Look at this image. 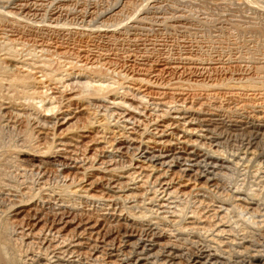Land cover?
I'll return each instance as SVG.
<instances>
[{
  "label": "rangeland",
  "instance_id": "1",
  "mask_svg": "<svg viewBox=\"0 0 264 264\" xmlns=\"http://www.w3.org/2000/svg\"><path fill=\"white\" fill-rule=\"evenodd\" d=\"M247 1L248 2H246V0H15L10 2L9 0L7 2V0H5L4 3L2 0H0V10H8V12H12V14L9 15L10 18H4L3 20H0L2 21L0 22V77L4 76L6 78L8 75L18 76V74H25L26 72L23 71L24 68H20V62L14 61L13 59L25 55L28 56V54H30V57L35 56L34 54H36V56H41L39 59L42 58L50 61V69L53 68L54 70H56V72H63L62 66L63 70H65L64 65L65 68H68V66H70V63L74 64V62L75 64L83 63L85 66L88 65V67H91V64L92 66L94 65L96 66V68H98V65L99 69L97 70L100 71L102 69L100 73L105 71L104 74L106 75V78L108 77L107 80H109L107 82H116L117 84L114 85H116L117 87L119 86L118 91L122 93L120 95L124 94L128 101H131V98H134L136 102H133L132 100V103L137 105L139 109H142L140 106L142 104H144L145 106H149L148 108L155 107L156 111H154V113H156V116L159 114L164 115V112L168 110V113L170 112V114H168L169 116L174 114L182 117H180L179 119L180 122L178 124L180 125H183V122L194 119L193 122H195V124L198 123L197 125H200V129H208L206 130V132H199V134L206 136L208 135L207 137L209 139L206 136L205 138L207 139H205L203 136L198 137L197 141H200L198 143L199 145H197L198 147L194 146L195 148L192 147L190 148V150H180L179 148L182 147V144L179 143V138L183 133L177 134L180 135L178 139H176L178 136L175 135L171 143L174 144L175 142L178 148L175 146V144H171V146L164 148L163 150L166 149L168 154H172L176 151H185V153L187 154L184 153L183 155H185L186 158L188 154H191L188 155V162L181 160V163L179 158L175 163H173L172 167L176 169H183L185 167L187 170H189L188 174H190V172L193 174V170H195V167H190L187 165H189L190 163H194V160L197 157L199 159L203 156L208 155V157L217 156L218 158L220 155L219 159L223 162H218L219 164L217 163V171L215 170L216 175L213 176L214 183L211 182L214 185H211L210 183L206 188L204 187L205 189L202 188L200 190L193 191L192 195H190L191 197H185L179 194L180 198H178L179 196L177 194L178 197L174 196L171 197L172 199L170 198L169 202H171L170 204L172 205H169L175 206L177 203V205H179V207H177L178 209L185 208L187 216L190 214L189 211H195V208L198 207L196 210L198 214L203 212L202 215L204 216L209 212L211 217L212 210H217L220 206H223V209L220 207V210H224L226 207H228V204L226 203L229 202L226 201L223 203L222 200L224 199L220 196L235 192L237 189L241 188L239 191L243 193L247 191V193H250V190H252L253 188L252 191L257 190L259 194L261 193L264 198V0H257L258 2L254 1V4L251 2L254 6L250 4L249 0ZM255 2H257L258 4L256 3L257 5H255ZM24 4L26 6H23ZM1 11L0 13H2ZM52 17L55 19H53ZM2 31L5 35L2 34ZM31 52H33L32 55ZM39 52L40 55H37L39 54ZM13 54H15V57ZM26 61H28V63H33L34 60ZM66 63L68 64V66ZM73 64L71 66H73ZM71 66L67 71L71 70ZM38 75L40 74L36 73L34 76L36 77ZM136 78H145V81L149 82L143 81V84L142 82L137 81ZM67 80L66 82H69V80ZM31 84L32 85H30L27 91H32L33 93L34 91L37 92V95L35 93L33 94L36 95L34 96L35 100H32L35 101L34 103L36 106V110H29L30 112L32 111L34 113L33 115H35V113L37 115H39L40 113H46L48 118L46 119L47 121H50L48 122L49 125L52 122L56 121L55 118H52L53 113H56V116H58V124H60L61 121H64L63 117L68 118L67 120L69 122L61 125L56 131L57 133L61 130L64 131L65 128L70 124L72 126L76 123V125L81 126L83 125V123H85L86 115L85 113H83L84 111L81 110V103L77 100H68L69 97L72 96V93L70 92H74L72 89L63 91V87L60 83H52L49 85H46L48 83H34V85L33 83ZM45 85L47 86V89ZM5 86L6 84L4 85L3 83V86H1L0 88L2 91H0V107L2 106V111L0 109V162L2 161L3 163H5L8 160L10 163L8 165L10 167L8 168L13 170V168L15 167L13 172L15 173V171H17L14 178V175H12V170L10 171V169H8V172L6 170L7 168H3L5 169V171H7L5 172L3 170V172L7 174V177L5 179H11V177L14 178H12L11 181L9 179L10 184L8 186L5 185L6 188L5 186L0 184L2 186L0 187L2 189L4 188L3 192L0 189V200L2 199L3 201L4 199H7V196L9 199H12V197L14 196V199H19L21 197L19 193L23 191V188H25L26 186L32 187V185L34 184L35 185L32 188H35L40 181L44 180L48 183V181L52 180L49 183L51 184L53 182V184H47V186H49L50 188L51 186H55L54 183L59 182L58 184H61V182L63 181L62 174H58L55 171H53L55 173L51 171L49 172V174L45 172L44 177L48 174L49 176L47 177H50L51 180H49L48 178V180L46 178V180L44 178L42 179L40 178V171H36L34 168H30L32 166L29 165L30 163L27 162V160L23 161L24 158H27V156H24V158H16L17 156L16 154H14V146L19 145V143L20 145H24L21 143V140L24 139L22 138L23 134L28 135L29 133L32 134L33 132H35V135H31L30 140L31 143L34 141L36 142V138L35 140L34 138L32 140V137H36V132L39 127H37V124L33 118L30 119L32 121L28 120V123L26 121V118L16 116V113H20L22 109L26 108L25 106L29 105V100L27 99L28 95L24 96V94L22 93L17 94L16 91H18L20 88H18V90L14 88L15 91H13V87L7 89L6 87H9V85H7L6 87ZM44 95H46V97ZM12 96L15 98H13ZM39 96H44V101L38 102L40 99ZM13 103L17 104V106L13 105ZM22 104H24V106ZM67 105L69 106V108ZM50 106H54L52 112H46L42 110ZM18 108L19 110H17ZM175 109L178 110V112H176ZM147 110L151 111V109ZM3 112L7 113L4 114ZM13 112H16L15 115ZM12 113L13 115H11ZM164 120H166L165 115L161 118V120H159L158 118L157 123H163L162 121ZM158 127L161 128L160 126ZM26 130L28 133L25 132ZM28 130L33 131L29 132ZM89 131H85L82 133L80 132L81 134H83L82 136L86 137H83V139L80 138L82 139V142L79 144H90L91 146L89 145L88 149L90 150V152H92L91 147H94L96 145L102 146L103 144H97L96 136L99 135H95V132L93 130ZM26 135H24V137ZM69 135L71 134H68L67 136L69 137ZM11 148L13 149V151ZM158 149L159 148H156V150ZM172 149L174 152L172 151ZM127 154H132V151H129V153ZM13 156H15L16 160ZM14 160H18L16 162L18 165L14 163ZM21 160L26 166L22 163ZM3 163H0V168L2 166L1 164ZM19 163H22L21 166L26 167L27 169L24 168L23 170L22 167V169H18L17 167L20 166ZM179 163H181L182 166H178L180 165ZM14 164H16L17 166H14ZM221 164H224L223 168L220 167L222 166ZM199 169L203 170V168ZM22 171L23 173L26 171L25 175H23ZM33 171L37 172V176L39 178L36 176V174L35 176L33 175L34 173H36ZM168 172V174L172 176L173 171ZM31 173L33 176L31 175ZM51 173H53V175H51ZM9 174H11L12 176ZM224 174L232 175L233 179L229 181L225 176H223ZM180 175L181 174H179L178 172L175 174L174 177H178V179H175L176 182H180L187 177L182 176V174V178L180 179ZM28 176H32L33 178H35L33 180L32 177L30 179ZM51 176H53V179L51 178ZM57 176H59V181ZM16 178H21V180L17 179L19 181H15ZM26 178H28L30 182L26 181ZM24 179L28 183H26ZM22 180L23 183L25 182L24 184L21 182ZM60 180L62 181L60 182ZM257 181H260L261 183L257 185ZM31 183L33 184L31 185ZM63 183L64 182H62V184ZM11 185H15L12 186L13 189L15 188V190H13L12 187L9 188ZM20 185L21 187L24 185L25 186L21 188ZM18 187L20 191L18 190ZM5 190H8L9 193L11 192L12 195L8 194V192H5ZM1 193H4V195H2ZM14 193L17 194L14 195ZM3 196L6 198H4ZM218 196L220 198H218ZM176 197L178 200H176ZM104 198L110 199L107 196H105ZM14 199L10 200V202L14 201ZM91 202L88 200H83L79 205V207L83 208L84 213L82 212V215L79 216V219L82 222L80 223L81 227L79 228L77 233L83 232L82 229L84 228V226L88 228V225L96 223L97 225H95L92 231L86 230L83 232V236L81 234L79 235H81L83 240L86 242L90 241L92 244L97 243L96 250L99 251L100 249L102 252L109 251L110 253L114 254L115 257H112V259H114L113 264L122 263L124 260L126 261H124L123 264H131L134 262V264H137V261H139L140 258H142V260L139 261V264H152V261H154L155 258L147 256H149L150 253L152 254L154 250H157L159 246L156 244L155 249L149 250L147 252L148 255L147 253L143 255L140 254L141 247H146L147 249H149V247L151 246L149 244L161 242L162 245L165 243L167 244L168 241L170 245L166 246L165 251H162L159 254V260L156 261V264H171L173 262H175L176 264L177 261L178 263L185 264L188 260L187 255H189V253L191 254V252H193L192 254H195L202 251L214 253L216 249H212L215 248H213V246H215L214 243H216V241L213 242V239L219 238L218 240L224 241L227 237L230 236L221 233V235L217 237L215 235V233H217V230L215 232L211 230L212 228H209V226L207 230H187L188 232L184 231L182 233L176 230L173 226L174 222L170 221L171 219H177L171 215L173 213H171L170 210L173 211V209H164V211L163 209H159L157 206V212L158 209L159 212L164 211L162 212L163 214L161 213V216H166L165 221L160 222L158 219L154 220L155 218H153V216L155 215L152 214L151 216L153 221H149L150 224L148 221L143 222L146 224L143 226L145 229L142 227V229H144L143 231L139 229V226H137V228L135 229L136 225L117 227L119 225L115 223L114 220H112L113 218H111V216H126V212L121 209L122 205L120 204H122V202L120 200H100L95 202L93 201V203ZM2 203L3 204H0V211L2 210V212H4L7 208L5 204H7L8 206L12 204H9V201H5ZM133 203H135L133 199H127L125 201L126 205H130ZM70 211L72 212V210ZM107 212H113V214L107 215L105 214ZM166 212L169 213L167 214ZM7 214L11 216L12 213L9 212ZM155 214L160 215V213ZM232 215L234 216V219L237 218L235 217V214L232 213ZM21 217L22 215L16 216V219L19 220L21 219ZM88 218L92 220H89ZM32 219L30 223L28 222L29 224L24 223V225L26 224L25 226L23 225L24 229H26L27 225V229L30 228V224H33L35 221L34 219ZM86 221H90L89 224H87ZM155 221H158L159 223H156ZM184 221V224H186V226H191V223H189L190 219L186 218ZM216 221L215 219L213 221V218H210L211 223H214ZM107 223L109 224V226ZM110 223L112 224V226L110 225ZM147 223L149 226H147ZM41 225L44 226V224L40 223L39 227H41ZM47 227H50V223L46 224V228ZM19 228L20 227L16 228V230L13 229L15 232H13L14 236H16L19 230H21ZM67 229L68 227H66L64 229L65 231H63L65 234L67 233ZM110 229H113L115 231H111ZM54 231L55 230H52L49 233L47 231V233L49 234V236L51 235L49 238L54 236L53 242H57L56 245L58 246V243L61 241L59 237L62 238L65 234L61 232V234L59 233L58 236V234L55 233L56 231ZM106 231H110L114 236L112 235L111 237L105 238L104 240L103 236L104 234H107ZM88 232H92L93 234L90 240H87L88 234H90ZM102 233L103 236H101ZM150 233L156 236V239L158 238L157 236L161 235L160 237L162 239H157L155 242L152 240L151 237L153 235L151 236ZM139 235H141V238L143 239L145 237V240L151 238V242L149 240H146V246H143L142 244L135 245L137 241L133 240H136ZM115 236L117 237L115 238ZM92 237L94 239L96 238L97 241ZM112 237L114 240L112 239ZM37 240H35L34 242L35 244L37 242V246L34 243L30 244L32 245V250L31 248L29 249L30 245L28 247L26 245L23 246V249L29 250H27V253L26 251H24L25 253H23V250L21 249L20 256H17L18 261L22 262L24 260V257L26 258L27 256V258H29H26L23 261L24 263L41 264L46 262V259L44 258L48 255V258L51 257L52 264V261L55 260V258L53 257L56 256L57 253H59L58 247L56 249L55 247L50 246L48 250L49 253L52 254L49 255L48 253H46L48 251H46L44 254V250L42 249L44 248V246H42L41 244L42 239ZM105 242L106 244H104ZM109 243H111L112 245ZM211 246L212 249H210ZM173 247H180L181 252L183 251L181 258L180 256L173 259H171V257L167 258L168 252L166 250L172 251ZM53 248H55V250ZM206 248H209L210 250H207ZM41 249L42 253H40ZM51 251H53L54 253ZM66 255L68 257V254ZM84 255L81 256L82 263L77 261L78 263L74 262V264H103L102 258L101 260H94L90 255ZM106 256L104 255V257ZM30 258L34 260L32 261V259ZM183 260L185 261L183 262ZM27 261L31 263H28Z\"/></svg>",
  "mask_w": 264,
  "mask_h": 264
},
{
  "label": "bare ground",
  "instance_id": "2",
  "mask_svg": "<svg viewBox=\"0 0 264 264\" xmlns=\"http://www.w3.org/2000/svg\"><path fill=\"white\" fill-rule=\"evenodd\" d=\"M2 1L5 3V0H2ZM8 1L9 0H7V2ZM12 1H15V0H10V2H12ZM254 1H257V0H249L250 4H252ZM258 1H260V0H258ZM246 2H248V1L246 0ZM257 2H255V5L258 4ZM28 3H29V1H28ZM25 4L23 6H26ZM18 5H19V3H18ZM36 6H37V4H36ZM1 12L2 13H0V20H3L4 18H10L9 15L12 14V12L11 11L8 12V10L7 11H1ZM20 18H22V17H20ZM53 19H55V18H53ZM0 22H2V21H0ZM0 32H1V30H0ZM2 34H3V31H2ZM3 35H5V34H3ZM3 35H2V38H3ZM14 52H16V51H14ZM40 52L37 55H40ZM32 53L33 52H31V55H32ZM13 55L15 57V54H13ZM34 55L35 56L30 57V54H28V56L25 55V56H27V57H25V56H22V54H21L22 57H16V59H13L14 61L20 62V65H21L20 68H24L23 71L26 72L25 74H23V75L18 74V76H16V75H14V76L8 75L7 76L6 75L7 76L6 78L4 76L0 77V85L1 86H3V83H4V85L6 84V86L9 85V87L8 86L7 87L5 86V87L7 89L13 87V91H15L14 88L16 90H18V88H20L18 91H16L17 94L22 93V94H24V96L28 95L27 99L29 100V103L28 102L27 103L29 105L25 106L26 108L22 109V111L20 113L15 112L16 116H21V117L26 118L27 119L26 121L28 123H29L28 120L33 118L37 124V127H39V129L36 132V134H37L36 137H32V140H33V138H34V140L36 138V142L34 141L31 143V140H30L31 135L33 136V134L35 132H33L32 134L29 133L30 135L29 134L28 135L23 134L22 138H24V139L21 140L22 141L21 143L24 145H20V143H19V145L14 146L15 147L14 148V154H16V156H17L16 158H20V157L24 158V156H27V158H24L23 161L27 160V162L30 163L29 165L32 166L30 168H34L36 171L37 170L40 171L41 172L40 178H42V179L46 178L47 179L48 178L47 176H49L48 175L49 172L55 171L58 174H60V173L62 174L63 181L60 180V182L62 181L64 183L62 184V182H61V184H58L59 182H56L57 184L54 183L55 186H51V188H50L49 186H47V184L52 181L49 177L48 179L51 181H48V183L43 180V181L38 182V184L36 185L37 187H35V188H32L35 185V184L32 185L33 183H31L32 187L26 186L25 188H23L22 189L23 191L21 193H19L21 197L20 198L18 197L19 199H14L15 196L12 197V199H14V201H12V202H10V200H12V199H9L8 196H7V199H9V200L4 199V198H6L4 196H3L4 198L2 197L4 199V201L1 199L2 202H5V201L8 202L9 201V204L10 203H12V204H10V206L5 204V206L7 207L5 211H7V212H5V211L2 212V210L0 211V264H26L23 261L27 258V256H26V258L24 256H22V257H24V260L22 262L18 261L17 256H20L21 249L23 250V253H25L24 251H26V253H27L28 252L27 250H29L32 246L30 244L34 243L35 240H37V239H42V241L41 240L40 241H41L42 246H44V248H45L44 249L41 247L44 250V254L46 251H48L46 253H48L49 255L52 254V253H49V250H48L50 248V246H53L56 249L58 247V249H59V253H57L58 256L56 255L53 257V258H55V260L52 261V264H74V262L78 263L77 261L81 262V256L84 254L90 255L91 257H93L94 260H101V258H102L103 264H113L114 259H112V257H115L114 254L110 253L109 251H108L109 253L105 252V251L102 252L100 249H99V251H100L99 252L98 250H96L97 249V245H96L97 243L92 244L90 241L86 242L81 237V235L83 236L84 231H86V230L92 231L94 229L95 225H97L96 223L95 224L92 223L91 225H88V228H86L84 226V228L82 229L83 232L77 233V231L81 227L80 223L82 222L79 219L80 218L79 216H81L82 212H83V208L79 207V205H80V203H82L83 200H88L90 202L92 201L91 203H93V201L95 202V201H100V200H103V201L120 200L122 202V204H120V205H122L121 209L126 212V216L125 215L124 216H120V215L113 216L112 215L113 212L105 213L107 215L108 214L112 215L111 216V218H113L112 220H114L115 223H117L119 225L117 227L136 225L135 229L137 228V226H139V229H141L143 231L145 229L143 226L146 225L143 222H147V221L152 222L153 221L152 216H151L152 214L155 215V216H153V218H155L154 220L158 219L160 222H163L166 220V216H163V215L161 216V213L165 211L164 209L172 208L173 211L172 210H170V211L173 214H171V215L177 219L172 220L169 217L171 219L170 221L174 222L173 226L175 227V229L182 232V233L184 231L188 232L187 230H197V231L198 230H207V228L209 226V228L210 227L212 228L211 230H213L215 232L217 230V233H215V235L217 237H219L221 235V233L226 234V235H230L224 241L218 240L219 238L213 239L211 237L214 240L213 242L216 241V243H214L215 246H213V248L214 247L215 248L212 249V246H211L210 249H212V250L216 249V251L214 253H212V252H208V251L200 252L201 251L200 250L199 251L200 253H195V254H192L193 252H191V254L189 253V255H187L188 260L185 264H264V198L261 195V193L259 194V192L256 190L257 188L255 189L257 192L252 191L253 190V188H252V190H250V193H247V191H245V193H243V192L239 191L241 189L240 188V189H237L235 192L220 196L224 199V200H222L223 203L226 201L229 202V203H226V204H228V207H226L224 210H220L223 207V206L222 207L220 206L221 208L219 207V209H217V210H212L211 211V213H212L211 217H210L209 212L207 215H204V216L202 215L203 212H201V211H199L201 213L198 214V212H196L198 207L195 208L196 209L195 211H189L190 214L187 216V214L185 212V208L178 209L177 207H179V205H177V203L175 206H170V205H172V204H170L171 202H169L171 197L177 196V194L179 196V197L177 196L178 198H180V195L181 196L183 195L185 197L190 196V195H192L193 191L200 190L204 187L206 188L207 185H209L211 182L214 181L213 176L216 175L215 170H216V166H218L217 163L218 162L222 163L223 161H221L219 159L220 155L218 158H217V156L216 157H214V156L208 157V155L203 156L202 158H199V159L197 157V158H195L194 163L191 164L189 162L190 164L187 165L190 167H195V170H193L194 173L192 174L190 172V174H188L189 170H187L185 167L183 169L182 168L176 169V168H173L172 166H173V163H175L179 158H180V161L182 160V161L188 162L189 161L188 155H190L191 153L188 154L187 158H186V156L183 155L185 153V151L184 152H177L176 151L177 152L176 153L172 149V151L174 153L168 154L167 150L166 149L163 150V149L167 148V147L171 146V144H173L171 142H172L175 135L178 136L176 139H178L180 137V135H177L178 133H183L181 135V137L179 138L180 139L179 143L182 144V147L179 148L180 150L181 149H183V150L189 149L190 150V148H192V147L195 148L194 146L199 145L198 143L200 142V141H197V138L202 137V136L205 138V136H206V135L199 134V132H204V131L206 132V130H208L207 128L206 129H203V128L200 129L199 128L200 125H197L198 123L195 124V122H193L194 121L193 118H192L193 120H190V121L186 120L187 122H183L182 123L183 125H180L178 123L180 122L179 119L181 116L174 115V114L169 116L168 114H170V112L168 113V110L166 112H164L166 120L162 121L163 123L158 124L157 123L158 118H159V120H161V118L164 117V115L159 114L156 116V113H154V111H156V108L155 107L148 108L149 106H145L144 104L140 105L142 109H139V107L137 105L132 103V100H133V102L134 101L136 102V100L134 98H131V101H128L124 94L120 95L122 93H120L118 91L119 86L117 87L116 85H114L117 83L112 82V81L107 82L109 80H107L108 77L106 78V75L104 74L105 71L100 73V71L102 69L100 71H98L97 70V69H99L98 65H97L98 68H96V66H94V65L92 66L91 64H90L91 67H88V65L85 66L83 63L75 64V62H74V64L72 63L73 66H71L72 64L70 63L71 62L70 61L69 62L70 66H71L70 71H67V70H69L70 66H68V64L66 63L68 68H65V65H64L65 70H63V66H62L63 72H61V71L56 72V70H54L53 68L50 69V66H49L50 61L42 59V58L39 59L41 56L39 57V56H36V54H34ZM21 58H22V60H21ZM9 59H11V58H9ZM26 60H30V61L34 60V61H33V63H28V61H26ZM85 64H87V63H85ZM36 73H38L40 75L35 77L34 75ZM1 76H2V74H1ZM131 78H133V77H131ZM67 79L69 80V82H66ZM136 79H137V81L142 82L144 84L143 81H145V78L144 79L136 78ZM136 79H134V80H136ZM145 82H149V81H145ZM31 83H33V85H34V83L35 84H37V83H39V84L48 83L46 85H49L52 83L53 84L54 83H60L61 86L63 87V91L72 89L74 92H70V93H72L71 94L72 96L69 97L68 100L69 101L77 100L81 103L80 104V106H82L81 110L84 111L83 113H85V115H86L85 123H83V125H81V126L76 125V123L73 124L72 126L70 124L69 126H67L65 128L64 131L61 130L60 132L57 133L56 131L58 130V128L61 125H64V124L69 122L67 120L68 118L63 117L64 121L63 122L61 121V123L58 124V122H57L58 116H56V113H53L52 118H55L56 121L52 122L49 125L48 122H50V121H47L48 118H47L46 113H42V114L40 113L39 115H37L35 113V115H33L34 113L32 111L30 112L29 110H32V109L36 110V106L34 103L35 101H32V100H35L34 96L37 95L36 94L37 92L34 91V93L36 95H33L34 93L32 91H29V92L27 91V89L30 87V85H32ZM1 86H0V88H1ZM32 87H34V86H32ZM46 89H47V86H46ZM120 89H121V87H120ZM0 91H1V89H0ZM5 91H7V90H5ZM44 96L46 97V95H44ZM44 96L43 97L39 96L40 99L38 98L39 99L38 102L44 101V99H45ZM13 98H15V97H13ZM16 100H18V99H16ZM24 104H22V105L24 106ZM1 105H2V103H1ZM13 105L17 106V104H14V103H13ZM76 105H77V103H76ZM58 106H60V105H58ZM7 107H8V105H7ZM1 108H2V106L0 107V109ZM68 108H69V106H68ZM53 109H54V106H50V107H46L42 110L46 111V112H52ZM147 109H151V111H148ZM17 110H19V108ZM1 111H2V109H1ZM60 111H61V109H60ZM55 112H57V111H55ZM176 112H178V110H176ZM6 113H4V114H6ZM13 113L11 115H13ZM15 113H14V115H15ZM5 116H7V115H5ZM9 117H11V116H9ZM36 119H38V120H36ZM30 121H32V120H30ZM156 125L160 126L161 128H159ZM194 125H196V126H194ZM98 129H99V132H98ZM89 130H93L95 132V135H99V136H96L97 144H100V145L103 144L102 146L96 145L94 147H91L92 152H90V150L88 149V146L90 145L89 143H88L89 145H86V144L84 145L83 143L79 144L82 142L83 137H86V136H82L83 134H81V133L85 132V131L88 132ZM32 131H29V132H32ZM25 132L28 133L27 130ZM68 134H71V135H69V137H68L67 136ZM24 135H26V136L24 137ZM80 138H82V139H80ZM207 138H205V139H207ZM23 141H24V143H23ZM96 141H94V142H96ZM201 141H203V140H201ZM174 144L176 146L175 142H174ZM176 147L178 148V146H176ZM156 148H159V149L156 150ZM12 151H13V149H12ZM129 151L130 152L132 151V154L128 155L127 153H129ZM3 154H2V156H3ZM185 154H187V153H185ZM184 156H185V158H184ZM13 157L15 158V156H13ZM16 158H15V160H16ZM10 161H12V160H10ZM17 161H15L14 163H16ZM23 161H22V163H23ZM182 161H181V163H182ZM0 163H3V162L1 161ZM181 163H179L180 165H178V166H182ZM9 164L10 163L8 160L5 163L1 164L2 166L0 168L1 169V171H0V184L3 186H5V185L8 186L10 184V182H9L10 178L5 179L7 177L6 176L7 174H5L3 172V170L5 171V169H3V168H7L6 169L7 171H8V169H10V168H8V167H10V166H8ZM16 164H14V166ZM21 164L19 163L20 166L17 168L18 169L23 168V170H24V168H26V167H22ZM223 165L222 166L219 165V166L221 168H223ZM14 168H13V170L10 169V171L12 170V175H14V178H15V176H16L15 174H16L17 170L14 173L13 172ZM199 168H203V170H201ZM7 171H5V172H7ZM36 171H33V172H36ZM168 171H173L172 176H170L168 174L169 173ZM25 172L23 173V171H22L23 175H25ZM29 172H31V171H29ZM29 172H28V174H29ZM45 172H47L48 174H47V176L44 177ZM55 172H53V173H55ZM177 172L181 175L183 174L182 176H187L186 179L181 180L180 182H176L175 179H178V177L175 178L174 176ZM32 173H31V175H32ZM53 173H51V175H53ZM18 174H21V173H18ZM18 174H17V176H18ZM35 174H36V176L38 175L37 172L34 173L33 175L35 176ZM9 175H11V174H9ZM182 176L180 177V179L182 178ZM223 176H225L229 181H231L233 179L232 175H230V174H227V175L224 174ZM28 177L31 179L30 176H28ZM52 177L53 176H51V178ZM54 177H56V176H54ZM57 177H58V181H59V176H57ZM12 178L13 177H11L10 181L12 180ZM34 178L32 177L33 180H34ZM221 178H222V175H221ZM17 179H19V178H16L15 181L21 180V178L19 180H17ZM33 180H32V182H33ZM252 180H254V179H252ZM5 181L6 182L8 181L9 183L7 182L8 183L7 184ZM24 181H25V179H24ZM26 181H29V179L26 178ZM56 181H57V178H56ZM221 181H222V179H221ZM21 182L23 183V180ZM15 183H13V184H15ZM26 183H28V182H26ZM34 183H35V181H34ZM245 183H247V182H245ZM259 183H261V182L257 181L256 184L258 185ZM51 184H53V182ZM21 185H20V187H21ZM27 185H29V184H27ZM130 185H132V186H130ZM211 185H214V184L211 183ZM230 185H232V184H230ZM12 186H15V185H11L9 188H11ZM18 186H19V184H18ZM24 186H22V187H24ZM1 187H0V189L3 192L4 188L2 189ZM189 187H191V188H189ZM5 188H6V186H5ZM208 188H207V190H208ZM12 189H13V187H12ZM247 189H249V188H247ZM13 190H15V188ZM18 190H19V187H18ZM244 190H246V189H244ZM5 192H8V190L7 191L5 190ZM17 193H14V195ZM1 194L4 195V193H1ZM8 194H11V192L10 193L8 192ZM19 194H18V196H19ZM194 195H195V193H194ZM105 196L109 197L110 199L104 198ZM177 197H176V200H178ZM220 197L218 196V198H220ZM127 199L128 200L133 199V201L135 203L130 204V205H126L125 201ZM1 200H0V202H1ZM2 202L0 204H3ZM201 204H203V203H201ZM189 205H191V204H189ZM156 206L161 210L163 209L164 211L159 212V209H158V212H157ZM2 208H4V207H2ZM8 209H9V212L12 213L11 216L7 214V213H9ZM70 210H72V212ZM119 211H120V209H119ZM1 213H3V214H1ZM119 213H117V214H119ZM155 213H160V215L159 214L156 215ZM232 213L235 214V217H237L236 219H234V216L232 215ZM96 214H99V213H96ZM21 215H22L21 219L17 220L16 216H21ZM115 215H116V213H115ZM8 216H10V217H8ZM87 217H89V216H87ZM232 217H233V219H232ZM32 218L35 220L33 224L31 223L32 226L30 224V226H29L30 228L28 227L29 229H27V226H28L27 225L26 229H24L23 227L26 225V224L24 225V223L29 224ZM186 218L190 219L189 223H191V226H186V224H184V222H185L184 220ZM210 218H213V221H214V219H215V221L216 220L217 221L214 223H211ZM96 219H97V216H96ZM101 219H102V216H101ZM89 220H92V219H89ZM98 220H99V218H98ZM89 222L90 221H88L87 224H89ZM150 222H149V224H150ZM40 223L44 224V226L41 225V227H39ZM47 223H50L49 228L48 227L46 228ZM110 225L112 226L111 223H110ZM113 225H114V223H113ZM108 226H109V224H108ZM147 226H149L148 223H147ZM18 227H20L19 229H21V230L18 229L19 235L16 234V236H14L13 235V232H14L13 229L16 230V228H18ZM66 227H68V229H67V233L65 234L63 231H65L64 229ZM142 227L144 229H142ZM131 228H133V227H131ZM127 229H129V228H127ZM52 230H55L56 232L55 231L54 232L57 233L58 236H59V233L61 234V232H63L65 234V235H63L62 238L59 237L61 239V241L59 239L60 242L58 243V246L56 245L57 242L56 243L53 242L54 236L49 238L51 235L49 236L48 233ZM117 230H119V229H117ZM47 231H48V233H47ZM95 231H93V232H95ZM111 231H115V230L112 229ZM104 232H105V229H104ZM106 232H107V234H104V236H103V233L101 234V236H103L104 240H105V238L111 237L113 235V233H111L110 231L109 232L106 231ZM88 233H90V234H88L87 240L88 239L90 240L91 236H93V234H92V232H88ZM154 233H155V231H154ZM79 234H81V235H79ZM153 234H151V236ZM167 234H169V233H167ZM119 235H121V234H119ZM160 236H157L158 240L162 239ZM116 237L117 236H115V238ZM133 237H129V238H133ZM151 238L153 241L156 242V240H157L156 236L153 235ZM151 238L146 239V240L150 241ZM112 239H113V237H112ZM146 240H145V237L143 239V238H141V235H139V237H137V239L136 240L134 239L133 241H137V243H135V245L136 244H142L143 246H146L147 245V244H145ZM96 241H97V239H96ZM185 243H187V242H185ZM36 244H37V242H36ZM38 244H39V242H38ZM104 244H106V242ZM109 244H111V243H109ZM156 244L159 246V248L157 250H154L152 254L150 253L149 256H147L148 255L147 252L149 250L155 249ZM24 245H26L27 247L30 245L29 249H27V248H26L27 250L23 249ZM149 245H151L153 247L150 246L151 248L149 247V249H147L146 247L140 246L141 252L140 251L139 252L142 255L147 253V255H146L147 257L155 258V260L152 261L153 263L152 262L151 263L156 264V261L159 260V254L162 251H165V247L170 245V244L168 241L167 244L165 243V244L161 245V242H160V243H152ZM193 247H195V246H193ZM199 247H201V246H199ZM55 248H53V249L55 250ZM39 249H40V247H39ZM42 249H41V251L39 250L40 253H42ZM31 250H32V248H31ZM166 251L168 252L167 258L171 257V259H173L175 257L178 258L179 256L181 258L182 257L181 255L183 254V251L181 252L180 247L179 248L173 247L172 251H170V250H166ZM51 252H53V251H51ZM98 253H99V255H98ZM66 254H68V257ZM104 255L105 256L107 255V256L104 257ZM84 257H85V255H84ZM156 257H157V260H156ZM32 258H30V259H32ZM44 259H46V262L41 263V264H51V257L48 258V255H47V257L45 256ZM86 259H87V257H86ZM33 260L34 259H32V261ZM35 260H38V259H35ZM140 260H142V258H140ZM124 261H126V260H124ZM124 261L122 263H119V264H123ZM139 261H137V264H139ZM184 261L185 260H183V262ZM83 262H85V261H83ZM115 262H116V260H115ZM28 263H31V262H28ZM134 263H131V264H134ZM159 264H161V263H159ZM171 264H175V262H173ZM176 264H181V263H178V261H177Z\"/></svg>",
  "mask_w": 264,
  "mask_h": 264
}]
</instances>
